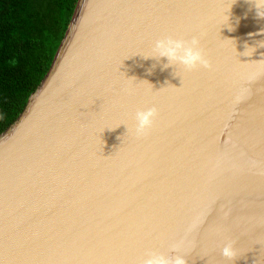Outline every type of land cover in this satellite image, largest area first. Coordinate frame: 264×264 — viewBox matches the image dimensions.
Masks as SVG:
<instances>
[{
  "label": "water",
  "instance_id": "obj_1",
  "mask_svg": "<svg viewBox=\"0 0 264 264\" xmlns=\"http://www.w3.org/2000/svg\"><path fill=\"white\" fill-rule=\"evenodd\" d=\"M169 36L199 38L211 68L144 58ZM151 107L138 138L136 112ZM149 253L264 264V19L249 0H78L0 134V264Z\"/></svg>",
  "mask_w": 264,
  "mask_h": 264
},
{
  "label": "trees",
  "instance_id": "obj_2",
  "mask_svg": "<svg viewBox=\"0 0 264 264\" xmlns=\"http://www.w3.org/2000/svg\"><path fill=\"white\" fill-rule=\"evenodd\" d=\"M78 0H0V134L48 73Z\"/></svg>",
  "mask_w": 264,
  "mask_h": 264
},
{
  "label": "clouds",
  "instance_id": "obj_3",
  "mask_svg": "<svg viewBox=\"0 0 264 264\" xmlns=\"http://www.w3.org/2000/svg\"><path fill=\"white\" fill-rule=\"evenodd\" d=\"M249 2L255 8L257 17L264 19V0H249ZM144 58H154L156 60L166 58L168 63L163 65L164 68L177 65L182 66L187 71L195 70L198 67L211 68L210 61L206 58L201 48L200 40L197 37H193L190 41L174 39L170 36L157 40L150 55L144 56ZM157 116L158 109L156 107L137 111L135 115V135L138 138L146 136L154 126ZM172 251H176L175 246ZM221 255L229 261L237 259V252L233 242L229 241L224 244L221 249ZM142 264H187V260L182 255L165 256L158 253H149Z\"/></svg>",
  "mask_w": 264,
  "mask_h": 264
}]
</instances>
